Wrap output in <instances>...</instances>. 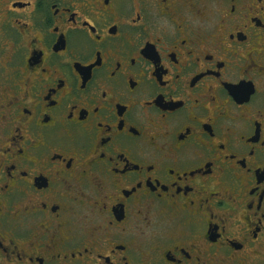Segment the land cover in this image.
Instances as JSON below:
<instances>
[{"label": "flooded vegetation", "instance_id": "1", "mask_svg": "<svg viewBox=\"0 0 264 264\" xmlns=\"http://www.w3.org/2000/svg\"><path fill=\"white\" fill-rule=\"evenodd\" d=\"M0 264H264V0H0Z\"/></svg>", "mask_w": 264, "mask_h": 264}]
</instances>
